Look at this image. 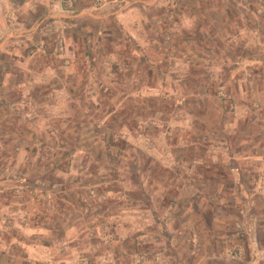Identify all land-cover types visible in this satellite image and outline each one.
<instances>
[{
    "label": "rangeland",
    "instance_id": "374dc122",
    "mask_svg": "<svg viewBox=\"0 0 264 264\" xmlns=\"http://www.w3.org/2000/svg\"><path fill=\"white\" fill-rule=\"evenodd\" d=\"M93 1L75 3L99 15L84 14L72 29L63 25L75 21L67 15L46 20L29 39L0 30V264L210 263L230 245L243 248L217 261L264 264L260 235L252 250L248 240L223 239L248 227L245 194L264 179L263 167L245 172L237 199L224 195L218 213L231 224H221L214 250L203 236L173 233L167 223L173 211L185 212L183 203L200 195L216 201L214 195L236 184L225 160L199 137L234 133L230 119L248 116L252 132L264 133V0L136 2L143 25L126 21L137 23L136 38L117 15L101 20L122 0L104 7ZM213 5L237 22L223 23L217 42L200 24L215 19ZM182 8L195 16L189 30L180 27ZM165 19L171 28L163 25L161 38ZM105 29L110 36H96ZM123 52L131 60H120ZM25 80L31 94L12 88ZM139 133L152 141L138 142ZM129 182L153 187L132 190ZM256 196L252 207L264 217V198ZM134 199L151 210L148 220L143 213L142 222L133 221Z\"/></svg>",
    "mask_w": 264,
    "mask_h": 264
},
{
    "label": "crops",
    "instance_id": "0c3cea01",
    "mask_svg": "<svg viewBox=\"0 0 264 264\" xmlns=\"http://www.w3.org/2000/svg\"><path fill=\"white\" fill-rule=\"evenodd\" d=\"M78 1L81 0H0V30L11 32L10 34L13 35L14 37L24 36L25 38L29 39L31 34H35L44 28L42 27V25L45 24V22H47L46 20L49 21L60 20L59 18H61L62 16L70 15L71 18H73L75 21H71V22L65 21L67 23H64L63 25L64 26L67 25V27L72 29L73 27L78 26V22L80 20L79 18H81L84 14L85 15L88 14L89 16H93V17H97L99 15V11L98 10L96 11L94 8L91 7L78 9V7H75L76 6L75 3ZM97 1H101L102 7H104L105 4L109 3V0H97ZM93 2L95 3V0ZM136 2L145 3L147 2V0H134L132 3L131 0H129V2L127 3L126 0H122V2L118 1L116 5V9L118 10H116L115 12L110 11L107 13V15H104L105 11H103L102 12L103 16H101L102 18L101 20L103 21L108 20L111 22V16L109 15L111 14L117 15V20L120 23V25L124 28V30H127L131 36L136 38L135 36L136 32L134 33V29L137 28V23L135 21L132 23L126 22L127 18H129V20H137L140 26L143 25L144 22L142 20L143 17H141L140 15L141 8L139 5H137ZM212 7H213L212 11H214L213 14L215 16L214 17L215 19L214 20L212 19V21L200 20V24H201V30H204L206 32L208 31L209 37L213 39L212 42L214 41L217 42L218 40L217 31L221 29L222 24L227 23V25L228 26L230 25V27L236 24L235 27H237V22L234 19L225 18L224 16L225 13L220 6L213 5ZM231 10L232 9L226 10V13L229 15V17L230 14L233 13ZM181 11H182V15H181L182 26L180 25V27L182 28L181 30L182 31H184L185 29L189 30L191 28V25L193 26V24L195 27L196 22L192 19V17L195 16L189 15L188 13L183 11V8ZM206 12L210 14L209 11L206 10ZM36 13L38 15L40 14L39 17L28 19L29 15H33ZM167 15L168 14H166V16ZM165 22L166 19L160 21V24H162L161 29L163 30V31L161 30L162 32L159 34V37L161 38L162 37L164 38L163 25H167L168 28H171V22L169 21L167 24ZM102 24L105 23L103 22ZM65 29L69 30L67 28ZM110 33H111L110 30L108 31V29H105L103 30L102 34L97 32L96 36L101 38L100 36L102 35L110 36ZM74 38L76 40L77 36L74 35ZM135 54L136 55H134V57L139 56L137 52ZM128 56H130L128 55V53L123 52V54L120 55L121 58L120 60L128 59ZM21 59L25 60L26 57L22 56ZM128 60H131V58H129ZM22 74L24 78L27 77V75L25 76L26 74L25 71L22 72ZM133 74L134 73H130V75ZM247 74H249V71ZM123 77L125 78L127 77V75L124 74L122 78ZM128 78H130V76H128ZM25 81H23L21 84L13 86L12 88L13 89L17 88L18 90H22L23 92H25V94L27 93L31 94V87L30 85H28V83L32 85V82H27V81L25 82ZM262 88H263L262 91L264 92L263 84H262ZM253 106H254L253 104L250 106L249 104L247 105L244 102H242L241 104V108H245V110L253 109L254 108ZM248 117L247 119L241 121L240 123H238L239 121L238 119H233V118L230 119L232 122H230L229 125L232 128H234V133L230 132L226 134H219V135H215L214 137H206L203 140L201 139V137H199V141L205 142L206 147L211 146V148H214V151L211 152L214 153V156L217 159L222 158L223 160H225V164H226L225 170L228 172L229 178L232 180V182H235L236 184L232 185V189L230 190L231 193H227L228 191L226 190H220L217 195H214L215 197H219L218 200L214 199L216 201L211 202L210 196L207 198L204 195H200V199L194 200L192 203L188 205L183 203L182 209H184L185 211L183 214L175 213V211H173L170 217L167 218V223L170 224L173 233H186L191 239L192 238L199 239L200 236H203L204 239L207 241V246L212 245L211 247L213 250L214 247H217V244L219 243V240L217 239H220V237H218L219 230L222 228L221 224L222 223H225L226 225L231 224L230 223L231 221H229L231 220V217H229V215L226 218L223 216V214L218 213V211L222 210V207L224 206L225 201H223V198L226 196V194L227 195L229 194V196L234 194V196L236 195L234 199H237L238 186L240 187L244 186L245 183L244 180L246 177L245 172H249L250 175V173L252 172L251 171L252 165H255L256 169H261L258 167L264 168V133L252 132L253 125L250 124L252 122L250 121L251 119ZM235 123L238 124L235 125ZM224 127H225L224 129L227 128L228 130L227 122H225ZM242 127L243 128L246 127L248 132L247 130L244 131ZM261 127H264V123H262ZM134 138L135 140L138 139V142H145L146 140L150 142L153 139V137L150 136L149 134L145 136V135H141V133L134 136ZM146 150L149 153L150 158H152L151 157L152 155H155V153L152 150V146L147 147ZM200 152H203V150H200ZM200 164L202 163L200 162ZM129 184H130L129 186H133L131 182H129ZM254 184H255V189L252 190L251 193L247 191L245 194L247 200L251 204L248 203L246 210L244 209L242 210V213H245V211L247 213L245 218L248 227L245 229V231L238 230L237 232L230 235L225 233L226 235L223 237V239L226 240V242L229 241L233 243L236 241L238 242L241 241L246 243L247 241L245 242V240H248V247L251 250L261 245L259 235L261 236V238H264V217L256 213V209L252 207L255 206L258 203V199L261 198V196L257 197L256 193H260L264 198V179L255 181ZM142 185L145 186L149 185V188L153 187L149 182H146L144 184H138V185L135 184L133 186L134 189L132 190H135L137 186H140L142 188ZM134 201H135L134 203H136V207L134 210V214H131L132 216H134L133 221L136 222L137 224L138 221H140L139 219L143 217L142 215L143 213L146 214V217H144L143 219L148 220L147 218H149L150 216L148 212H150L151 210L143 208L144 206L140 199H134ZM137 203H141V204L137 206ZM168 207H170V205ZM168 209L169 208H167V210ZM166 214H168L167 211ZM140 230L143 229L140 228L137 229L136 231H140ZM242 248L243 247H241L240 245L238 246L230 245L228 248H224V249L222 248L221 251H216L215 253H219V254H214L213 262L206 263L204 261H195L193 264H223L216 260L219 255L238 256L239 254L238 250L241 252ZM170 264H174V263H170ZM178 264H187V263L178 262Z\"/></svg>",
    "mask_w": 264,
    "mask_h": 264
}]
</instances>
